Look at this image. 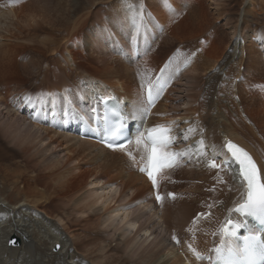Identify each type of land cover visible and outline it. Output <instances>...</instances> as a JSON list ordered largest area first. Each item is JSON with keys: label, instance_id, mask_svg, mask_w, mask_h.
<instances>
[{"label": "bare ground", "instance_id": "1", "mask_svg": "<svg viewBox=\"0 0 264 264\" xmlns=\"http://www.w3.org/2000/svg\"><path fill=\"white\" fill-rule=\"evenodd\" d=\"M78 1V3L72 4L70 10H66L62 0H33L26 2L14 0L15 3L11 10H0V133L2 134V139L0 138V264H120L121 257L118 258L117 256H112V259L109 257L108 261H105V258L108 257V252L113 246L106 244L109 247L107 248L103 246V241L97 242L102 233L99 234L96 241L86 245V247L89 246L87 250L96 248L98 257L91 259L89 263L81 260L76 255V251H78L80 245L82 246L86 242L84 238L81 239V236L79 237L77 234L78 239H74L75 241L72 242L63 228L62 230L56 223L42 215L43 212L39 210L47 204L69 207L72 204V199L68 197V192L66 191L67 193H65V190L72 183L77 185L76 190L73 191V197L80 195L79 202H84V204L87 202L88 205L86 203V208L77 209L78 220H70V213L63 212L66 221L64 222L61 219H58V221L65 223L67 230L73 229V232L79 231L84 237L92 231V228L89 227L92 220L97 225L99 224L97 217V212L100 209L99 206L104 207L106 203L117 202L118 198L122 199V191L125 189L131 191L132 199L136 200L137 203L110 209L109 211L111 212L105 218L102 217L101 223L106 231L105 237L114 238L117 233L121 239L118 241V245H122V250L127 256V259H124L121 264H129L128 260L133 259L137 264H204L205 262L197 261L195 258L197 253L200 256L205 255L203 251L206 249V246L203 250L202 247L193 245L194 254L192 259H190L191 247L187 246V243L192 244L193 241H190L188 238L193 237V239L197 238L201 241L203 238L208 239L210 246H212L210 237L214 232L215 225L209 226V224L217 219L219 214L218 208L229 210V213L224 216L227 217V220H237L231 210L236 204L242 202L246 194L243 183L237 180L239 177L237 169H234L232 165L227 170L225 168L220 169L219 171L225 172L224 175L228 176V181L231 182V185L223 190H215L213 192H207L204 189L206 187L205 183L209 182L210 177L212 184L216 182V185H223V183L225 185L226 182L222 180V183H219L220 176L219 180L212 179V176H210L212 171L209 168L197 170L193 175L194 179L192 178L191 181L201 184L202 192L198 195L203 198H208L209 196L207 204L210 206H207V208H211L212 212L207 219L203 221L199 219L195 225H190V230H187L186 233L180 231L178 233L177 244L175 245L172 240L164 238V235L169 238V232L165 229V220L170 215L165 205V199L163 198L162 202L156 203L154 199L148 200L146 197L144 199L137 197V193L151 189L149 182L137 172V169L135 172L133 170L135 157H143L147 147L142 142L140 144L135 143L139 145V148L137 147L135 151V157L129 158L123 155V153L130 150L135 144L125 150L108 151L97 145L91 138L81 139L79 128L82 125H85V127L90 125V116L87 112L88 102L93 100V96L96 93H101L107 98L113 97L122 101L125 104L130 123H136L138 126L143 127L144 131L155 128L158 125L166 126L170 129L174 140L177 141V145H186L189 150L188 152H193L194 156L196 155V162L187 155L186 161L189 162L187 164L189 167L192 165L196 167L206 166L209 156L212 159H218L219 162L226 160L227 153L224 145L228 141H231L245 149L252 156L258 167L264 170V150L262 148H254L249 143L254 134H250L247 131L250 130V126L244 123L240 127L241 131L232 128L224 132V140L221 147L216 145H197L193 139L194 133L200 130L197 119L196 122H191L193 125L189 128L190 134L188 138L182 126L179 127L178 136L173 127H177L179 118L174 119L172 113L164 110L165 103L162 102V98L152 109H149L145 103L143 106L138 103L136 100L137 90L136 86H134L136 79L134 77L136 73H141L140 60L143 59L144 53L141 54V52L139 54L138 52L137 55L139 56L136 59L131 54L134 65L132 64L130 68V54L127 55L125 48H127L128 41L130 40L131 43L137 41V39L143 42L145 38L148 40L154 36L150 29L145 28L146 30L140 31L137 25L140 19L136 14V10L140 9L138 7L141 5L145 7V0H140L141 5L139 4V6L134 7L132 5L138 4L136 1H124L127 4H132L127 7L129 10H127L128 14L125 16L128 19L124 25L121 23L117 25L118 14L116 10H113L110 12L111 19L109 20V24L112 26L107 25L108 19L105 21L103 19L98 25L92 27L96 29L90 32L86 44L94 46V48H91V51L93 55L99 54L98 58L106 73L90 74L83 71L77 59L72 57L68 49L72 44V40L67 37L69 30L64 26L70 27L72 24L74 34H78L82 20L77 15L80 11L84 10L83 6L85 2L87 1L92 6L102 0ZM119 1L122 2V0ZM157 1L165 8L167 15L172 13V16L176 13H174V9L176 8L174 0ZM216 1L214 2L216 3ZM109 3L110 1L106 4ZM188 3H191V1ZM39 6V10H37ZM46 6H51L49 11L45 8ZM176 9H179V6ZM252 10H255L254 0H245L240 19L244 17L245 13ZM24 11H28V13L24 17H21L23 20L21 21L20 13ZM123 11L127 12L126 10ZM187 11L184 14L186 20L196 21L194 11H189L188 13ZM69 15L72 16L70 17ZM143 16L145 15L143 14ZM135 17L136 19H134ZM168 21L170 20L168 19ZM192 21L189 24H192ZM149 22L151 29L157 27L158 31L164 28L165 33L169 34V22L163 16L152 17ZM13 23L19 25L15 29H10V25ZM21 23L22 26L20 25ZM187 23H184V25H187ZM172 32L175 33L174 28ZM139 33L143 36L138 38ZM59 39L61 41H58ZM233 39L232 57L230 56V58L236 60L242 58L243 55L242 48H244V44L242 45L241 43L243 40L241 26H237L234 29ZM59 42L61 43L60 46H58ZM51 46L58 47L53 50ZM81 46L79 45V47ZM145 46H148V43ZM261 48L264 47L262 46ZM48 49H50V53H53L46 57L45 53H47ZM215 49L218 51V46ZM119 50H121L120 54H122L120 57L127 55L128 58H123L120 61L121 65H119L118 71L109 62V60H116V58L105 53L111 52L115 54ZM211 56H206V61L210 62L211 60L212 63L214 62L212 67L214 65L218 67L221 62L218 61L219 59L216 60L215 57ZM7 59L17 62L14 64L19 68L20 75L22 74L21 76L27 77L29 83L33 82V87L36 89L35 92L29 91V96L21 95L20 97H16L18 93L16 90H12L9 97L6 98L4 94L7 93L8 82L1 77V67ZM63 60L66 61L65 65L52 70V66ZM6 65L7 63L4 66ZM181 66L176 69L179 70ZM208 66L203 70L207 71L212 68ZM67 67L71 68L70 72H66ZM196 70L198 71V67L196 69V66L195 68H190L188 70L189 73L185 70L186 74L190 75V77L188 75L186 77L192 83V80H195L193 74ZM200 70L202 71V69ZM120 71L123 72V77L120 76ZM209 72H212V70ZM65 73H67V76ZM69 73L71 74L69 75ZM78 74L83 76H80L81 79L76 81L74 76H78ZM20 75H15L14 77L19 78ZM147 75H141L140 83L145 82ZM178 78L180 81L179 76ZM190 90H193V88ZM19 93L21 94L20 89ZM154 93L157 95L158 92L155 91ZM260 104V107H262L260 109L261 113H259L261 115V121L259 120L261 128L258 126V130H260L259 133L261 134L262 131L264 132V128H262L264 127V101L261 100ZM187 105L190 106V103ZM174 107L176 109L179 108V106L178 108L177 106ZM187 110H191V108ZM193 110L197 111L194 108ZM162 111L165 113H161ZM174 113H176V110ZM147 114L159 115L158 123L153 126L148 124L150 121L148 118H145ZM184 117L188 120L186 116ZM252 131L256 134L253 129ZM202 138V132L199 136L195 137V139L200 140ZM180 139L184 140L183 143H180ZM261 141L264 142V139L261 138ZM195 145H197L196 148H194ZM138 153L139 155L137 156ZM226 171H230L229 175H227ZM30 173H34L35 175L29 176ZM165 174L157 177L158 183L159 179L165 176ZM87 178H92L89 184L93 185V187L85 191L82 183H85L84 181ZM182 178L186 179L184 176ZM160 188L162 190L161 186ZM6 189L10 190V198V195H4L5 191H7ZM150 191V194H153L152 190ZM161 192L163 194V190ZM76 204L73 203L74 206H78ZM174 207L175 216L173 220L176 227L181 230V227L187 221L186 217L190 216L187 213L185 217L184 210L186 208L189 210V208L183 202H179ZM61 216L63 217V215ZM153 218L159 220L156 227L155 223L152 222ZM10 236L19 238L20 245L17 247L8 246L7 240ZM73 236H76V234H71V237ZM219 239L222 240L220 236ZM57 244L60 245L59 248H56ZM228 245L226 244V247ZM179 247L183 248L179 249Z\"/></svg>", "mask_w": 264, "mask_h": 264}, {"label": "rangeland", "instance_id": "2", "mask_svg": "<svg viewBox=\"0 0 264 264\" xmlns=\"http://www.w3.org/2000/svg\"><path fill=\"white\" fill-rule=\"evenodd\" d=\"M22 1L26 2V1H33V0H22ZM62 1L64 2L66 10H70L72 8V4L79 2L78 0H62ZM108 1H110V3L106 4ZM124 1L126 0H122V2H120L119 0H102L100 2H96V4L93 3L94 5L92 6L91 4H88V2L86 1L83 6L84 10L80 11L79 14L77 15L81 17V20H82V22L80 23L81 28H80L79 33L74 34L73 29H72V24L70 25V27L64 26L67 30H69L67 37L72 40V44L68 49L72 57L77 59L79 66L81 67L83 71L90 73V74H93V73L105 74L106 73L102 67V63L100 62L98 58L99 54L93 55L91 51V48H94V46H88L86 42H88L87 38L90 32L93 31V29H96L92 27L98 25L101 20L104 19L103 21H105L108 19L107 25L112 26L109 24V20L111 19L110 12L113 10H116L118 14L117 25L120 23L122 25L125 24L126 20L128 19L125 16L128 14L127 10H129V8L127 7H129L132 4L131 3L127 4ZM134 1H136V3L138 4L132 5L133 7L139 6V4L141 5L140 0H134ZM174 1H175V7L178 8L179 6V9L175 8L174 13L176 12L177 14L175 13L172 16H171L172 13L168 15L165 13V8H163L161 3L158 2L157 0H145L144 2L145 7L141 5L138 7L140 9L136 10V14L138 15L141 21V22L140 21L137 22V25L140 28V31L146 30L145 28H147V29H150L152 31V34L154 35L153 38L151 39L146 40L145 38L144 39L145 42L144 41L140 42L137 39V41H134L133 43H131V40H130L128 41L127 48H125V52L127 53V55L130 54L129 56L130 59H131V54H133V49H136L137 53L139 52V54L141 52H142L141 54L144 53L143 59L140 60L141 73L143 72L144 73L143 74L136 73V76H135L136 78L134 77V79H136L135 82L138 84V85L136 83L135 85L133 84L134 86H136V90H137L136 100L138 101L140 105L143 106L144 104L143 89H145V86L150 85L151 81L159 73L160 69H162V72L160 73L159 79L162 78V80L166 82L167 79L172 77L174 71L177 70L176 68H178L182 64H188L187 68H185L182 71H179L178 76L180 77V81H179L178 76H173L172 83L170 84L167 91L164 93L163 95L164 97L162 96V102L165 103L164 110H166L169 113H172L174 119L179 118L177 121L178 122L177 127L176 126L173 127V129H175L174 131H176L175 132L176 135H178L177 133L179 131V127L182 126L185 129V132L188 138L190 134L189 128L192 127L193 125L192 123L196 122V119H197L199 122L200 130L194 133V136H193L194 143H197V145L200 144L203 146L216 145L218 147H221L223 140H224V132L232 128H236L237 130L241 131L240 127L243 126V123H244L250 126L249 127L250 130H247V131L250 132V134H254V137L249 140V143L254 148H257V149L262 148L264 150V142L261 141V138L264 139V132L262 131L263 133L262 135V133L261 134L259 133L260 130H258L259 128H261V125L259 123V120L261 121L260 119L261 115L259 113H261L260 109H262V107H260L261 106L260 103H261V100L264 101V48H261L262 46L264 47V0H254L255 10L245 13L242 19H240V14L242 10L244 9L245 0H217L216 3L214 2L215 0H185V1L184 0H178V1L174 0ZM190 1L191 3H188ZM14 3H15L14 0H0V10H4V11L11 10L12 7L14 6ZM50 7L51 6H48V7L46 6L45 8L49 11ZM39 8L40 6L37 8V10H39ZM159 9L160 11H158ZM123 10H126L127 12H124ZM180 11L182 12L180 13ZM186 11L187 13L189 11H194V15H196L194 17L196 18V21L186 20V18L184 17V14ZM26 13H28V11H24L20 13L21 21H23L21 17H24ZM143 14L145 16H143ZM69 16L71 17L72 15H69ZM160 16H163V18H166L167 22H169V27H168L170 30L169 34L165 33L166 31H164V28H161L158 31H157V27L151 29V24L149 22L151 18L160 17ZM73 17H76V16H73ZM134 19H136V17ZM168 19L170 21H168ZM191 21H192V24H189V22ZM180 22L181 23L183 22V23L181 24ZM184 23H187V25H184ZM142 24L144 25V29H143ZM17 25L13 23L12 25H10V29H15ZM20 25L22 26V23ZM236 25L238 27L241 26L242 36H243V40L241 41V43L242 45L244 44L243 45L244 48H242L243 49L242 51L243 59L238 58L235 60V59L230 58V56L232 57V55L229 54V50H231V46L233 45V42H234L233 37H234V29L237 27ZM54 27H60V26H54ZM171 27L174 28L175 33L172 32L173 28ZM14 32H16V30H14ZM103 33L105 35V31ZM142 36L143 35L139 33L138 38ZM58 41H61V40L59 39ZM146 43H148V46H145ZM60 45L61 43L59 42L58 46ZM79 45H82V46L79 47ZM58 46H51V47L54 50ZM216 46H218V49H219L218 51H216L215 49ZM52 53L53 52L50 53V49H48L47 53H45V56L47 57L49 54H52ZM120 53H121L120 50L119 52H115V54L111 52L105 53L107 55H112L111 57L113 58H116V60L112 59V60H109V62L118 71H119V65H121L120 61H122L123 58L124 59L128 58L127 55L125 57H120L122 56V54ZM211 55L215 57L216 60L219 59L218 61L221 62L218 67H216L217 65L216 66L214 65V67H212L214 62L212 63L210 59H208L210 60V62L206 61L207 60L206 56H211ZM138 56L139 55L137 56L133 55V58L136 59ZM133 58L131 59V62H130V68L132 67V64H133L132 62ZM19 62H23V61H19ZM5 63H7L6 66H4ZM5 63H3L1 67V77L2 79L8 82L7 93L4 94L6 95V98L9 97L10 92L12 90H16V92L18 93L16 97H20L21 95L29 96V91L35 92L36 89H34L33 87V82L29 83L28 81L29 79L27 77L21 76L22 74L20 75L19 68L15 66L14 64L17 62H15L14 60L11 61L10 59H7ZM65 64H66L65 60L60 61L59 63L52 66V70L62 65H65ZM208 65L212 67L210 69L212 70V72H209L210 70H207V71L203 70ZM195 66H196V69L198 67V71H201L200 69H202V71L198 72L196 70V72L193 74V76L195 77V80H192L193 81L192 83L191 80H188V78L186 77L187 75L188 77H190V75L186 74V72L189 73L188 70H190V68L192 67L195 68ZM241 68H242L241 74H243L242 77L244 78V80L241 83H235V80H233V78L240 75L239 70H241ZM70 70L71 68L67 67L66 72H70ZM30 71H32V69H30ZM222 73L227 74L226 77L223 79L221 78ZM70 74L71 73H69V75ZM184 74L186 75L184 76ZM15 75H18V76L20 75V77L15 78L14 77ZM65 75L67 76V73H65ZM123 75H124L123 72L120 71V76L123 77ZM141 75L143 76L147 75V79L145 80V82L140 83ZM80 76H83V75L78 74V76H74V79L76 81H79V79H81ZM189 86L193 88V90H190L191 88ZM19 89L21 91V94L19 93ZM185 92H187L188 94L187 93L185 94ZM186 103L187 104L190 103V106L187 105ZM174 106H177V108L179 106V108L176 109ZM191 106L192 107L195 106L193 108L197 109V111L195 112ZM170 108H171V112H170ZM189 108H191L192 112L191 110H187ZM200 108H203V109H200ZM173 109L176 110V113H174L175 110ZM163 112L164 111H162L161 113ZM184 116H186L188 120H186ZM145 118H148L150 121V123L148 124L153 126L154 124L158 123L159 115L154 116V115L147 114ZM233 125L234 127H232ZM252 129L256 132V134L252 131ZM200 131L202 132V136H203L202 140L195 139L197 135L199 136L201 134ZM1 137H2V134L0 133V138ZM179 141L180 143H183L184 140L180 139ZM137 144L132 146L130 150L123 153V155L129 158L135 157L136 155L135 151L137 147L139 148V145ZM197 145H195L194 148H196ZM182 146L186 147V145H182ZM145 154L143 157L141 156L135 157L136 160L133 164L135 167H136V164H140L144 161ZM138 155L139 153L137 154V156ZM209 159H212V158L209 156ZM208 160H207V163H208ZM193 161L196 162V159ZM188 163L189 162H187V164ZM135 167L133 168L134 172L136 171ZM204 168H207V164L206 166L202 165L201 167H196L194 165L190 167L187 165L186 166L178 165L173 170L167 172L165 176L159 179L157 192L161 194L162 193L161 191L163 190L162 196L165 199V205L168 209V212L170 213V215L167 216L165 220V223H166L165 229L168 230L169 232V238H167L164 235V238L166 240H170V241L172 240V242L176 240L178 241V236H179L178 233L180 231L182 233H186L187 230H190V225H195V224H191L190 219H192L193 216H195L196 212H203L206 210L207 211L210 210V212H212L211 208H207V206L208 207L210 206L207 204L209 202V196L208 198L207 197L203 198L202 196L198 195L199 193L202 192L201 184L191 181V179L193 178V175L197 172V170L204 169ZM229 172H227V175H229ZM224 173H222V171L219 172V176H220L219 183H222V180H224L226 182L225 185L224 183L223 185L221 184L216 185V182L212 184L211 182L212 180L210 177L209 182L205 183L206 187H204V189L207 192L209 191L213 192L215 190H223L224 188L229 187V185H231V182L228 181V176H225ZM216 174L217 173H215V171L213 170L212 173H210V176H212V179L214 180H219V177ZM34 175H35L34 173L29 174V176H34ZM183 176L186 179L182 178ZM91 180L92 178H87L84 181L85 183H82V186L84 187L85 191L90 190L93 187V185L89 184ZM102 184L104 185L103 182ZM159 185L162 187V190L161 188L159 189L160 187ZM70 186L69 188L65 190V193L68 192L67 193L68 197L72 199V204L70 205L71 207L47 204L46 206L44 205L43 208L39 209L40 211L43 212L42 215L46 216L49 220L56 223L61 229L63 228L66 234H68L72 242L78 239L77 234L79 237L81 236L80 237L81 239L84 238L86 242H84L82 246L80 245L79 246L80 248L78 249V251H76V255L79 256L81 260H85L87 263H89L91 259H96L98 257V253L96 251L97 249L93 248L91 250H87L89 246L86 247V245L91 244L94 241H96V238L99 237V234L102 233L101 234L102 237L100 236L97 242L103 241L104 243L103 246H106V244L113 246L112 249H110V251L108 252V257L105 258V261H108L109 257L110 259H112V256L113 257L117 256L118 258L121 257V261H119L121 264L124 259H127V256L122 250V245L121 244L118 245V241L121 239L117 235V233L115 234L116 236H114V238L105 237L106 231L104 230V226L101 223H102V217L105 218V216L111 212L109 211L110 209L122 207L126 204L134 205L137 203L136 200L132 199V195L130 193L131 191L129 189H125L122 191V197H123L122 199L118 198L117 196L118 198L117 202L114 201V202L106 203L104 207L99 206L100 209L97 212L98 213L97 217H98V223L100 225L99 224L97 225L92 220L91 224L89 225V227L92 228V231L89 234H86V236L84 237V235L79 231L73 232V229L67 230L65 223L63 222L60 223V221H58V219L64 220V222L66 221V217L63 214V212L70 213V220L72 221L78 220L79 215L77 216V209L79 208L84 209L88 205L87 202H86L87 205L86 203L84 204V202L83 203H81V201L79 202L80 195L73 197L72 194H73V191L76 190L77 185L75 183H72ZM6 190L7 191H5L4 195L9 196L10 190L8 189ZM150 190L151 189H147L144 192L137 193V197H140V198L146 197L148 200H152V194H150L151 193ZM169 193H174L176 195L175 199L172 200V202H169L168 200H166L167 194ZM10 197L11 195L9 196V198ZM162 201L163 199L160 202ZM179 202L185 203L189 208V210H187V208L186 210H184L185 217L187 213L190 215L186 217L187 221L183 224V226L181 227V230L178 227H176L175 222L173 220L175 216L174 206H176ZM73 203L75 204L77 203L76 205L78 206H74ZM218 211H219V214L217 216V219H215L213 223L209 224V226L215 225L214 232L212 233L210 237L212 246H210V241L208 239L203 238L201 241V240H198L197 238L193 239V237H189L188 239L190 241H193L192 244L187 243V246L191 247L190 259H192L193 254H194L193 245H198L199 247H202L203 250L205 249L204 247L206 246V249L203 252L205 253V255H208L212 252L214 248L218 247L220 241H222L219 239V228L222 225V222L227 218L224 216L229 213V210L226 208H222V209L218 208ZM61 215H63V217L65 218H63ZM158 221L159 220H157V218L152 219V222L155 223V227L157 226ZM71 234L72 235L76 234V236L71 237ZM173 236L176 237L175 240H173ZM18 239L19 238H17L16 236H10L7 240V245L13 246V247L19 246L20 239L19 240ZM11 241H14L15 243H11ZM173 244L176 245L177 242L176 243L174 242ZM182 248L183 247H179V249H182ZM128 261H129V264H137L134 261V259L128 260ZM89 264H92V263H89Z\"/></svg>", "mask_w": 264, "mask_h": 264}, {"label": "snow or ice", "instance_id": "3", "mask_svg": "<svg viewBox=\"0 0 264 264\" xmlns=\"http://www.w3.org/2000/svg\"><path fill=\"white\" fill-rule=\"evenodd\" d=\"M148 97L150 103L152 99L151 89L149 90ZM169 131L170 129L166 126L158 125L148 130L147 137L142 136L136 141L139 144L141 139H143L150 146L145 149L148 164L142 167L140 171L147 172L148 178L151 180L154 188L157 187V173L162 172L166 168H172L177 162V157L181 155L180 153L160 150L167 148L172 142L171 137L168 135ZM111 134L115 138L118 130H113ZM224 147L231 154V159L239 166V178L242 180L247 194L246 200L239 204L235 212L258 216L262 226H264V170L257 167V163L253 160L252 156L242 147L231 141H228ZM210 166L215 168L217 164L213 161ZM169 196H173V194L169 193ZM156 199L160 201L162 197L157 195ZM228 226L235 229L242 225L236 224L232 220H227L225 227L221 230L222 235L227 234ZM231 234L234 235L235 233L232 232ZM173 239L175 240L176 237L173 236ZM243 239V247L238 250L230 248L229 254L238 255L242 264H264V242H261L260 236L258 234H249ZM11 243L15 242L11 241ZM59 247L60 245L57 244L56 248ZM214 251L217 255L222 253V249L219 247L214 249ZM196 256L197 259H203L198 253Z\"/></svg>", "mask_w": 264, "mask_h": 264}]
</instances>
